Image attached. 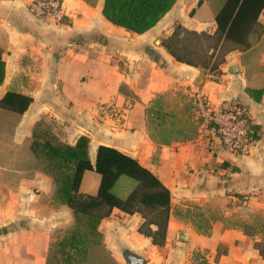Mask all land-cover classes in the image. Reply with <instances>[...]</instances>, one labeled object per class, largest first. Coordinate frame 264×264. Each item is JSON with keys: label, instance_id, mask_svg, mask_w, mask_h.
Here are the masks:
<instances>
[{"label": "crops", "instance_id": "1", "mask_svg": "<svg viewBox=\"0 0 264 264\" xmlns=\"http://www.w3.org/2000/svg\"><path fill=\"white\" fill-rule=\"evenodd\" d=\"M31 1L0 0V48L6 62L0 99L9 90L32 97L8 139L0 138V264H47L56 229L75 226L53 176L32 166L24 151L38 123L65 143L88 136L92 162L100 144L119 149L170 190L162 245L140 231L145 221L140 212L115 207L101 220L104 247L120 264H127L129 254L144 257V264H189L199 250L209 264H264V91L260 101L247 92L249 87L264 89V50L256 74L240 49L225 55L218 73L176 60L162 39L177 24L199 32L216 29L205 0H177L142 34L110 22L103 15L104 0H63L60 21L34 16L28 10ZM259 20L264 25V9ZM199 96L213 109L227 103L246 110L253 129L247 152L225 149L216 132L200 126ZM158 97L170 122L181 129L176 137L162 131L169 119L159 125L146 118ZM5 112L0 107V117ZM99 184L100 174L86 170L79 190L96 194ZM193 205L219 210L208 234L196 227L200 222L188 210Z\"/></svg>", "mask_w": 264, "mask_h": 264}, {"label": "trees", "instance_id": "2", "mask_svg": "<svg viewBox=\"0 0 264 264\" xmlns=\"http://www.w3.org/2000/svg\"><path fill=\"white\" fill-rule=\"evenodd\" d=\"M210 6L216 29L213 33L196 31L177 24L173 33L162 39V45L178 61L219 72V64L233 49L244 52L242 60L252 61L253 72L258 54L264 50V34L259 20L264 0H205ZM177 0H104L103 15L113 24L137 34L154 27L175 5ZM203 2L200 0L199 3ZM184 31L186 36L181 37ZM192 38V39H191ZM196 40V41H195ZM208 43L205 48L204 44ZM231 44L220 60L213 58L217 50ZM255 60V61H254ZM260 72V71H259ZM6 62L0 48V85L4 82ZM263 87L247 88V92L260 101ZM32 97L9 90L0 99V107L16 118L28 109ZM171 115L164 111L159 97L146 110L150 123L166 124ZM15 121V122H16ZM165 133L176 137L171 119ZM34 129L27 151L32 160L42 157L45 169L54 178L57 196L67 204L75 216V226L68 236L50 247L47 264H120L106 250L98 227L101 220L117 207L127 213L140 212L145 218L140 231L156 244H164L171 208L170 190L136 158L119 149L100 144L94 162L89 156V137L81 135L75 144L61 141L56 135ZM47 137H46V136ZM46 137V138H44ZM95 170L100 174L96 194L80 192L83 173ZM157 229L154 231L151 225ZM210 231H205L208 234Z\"/></svg>", "mask_w": 264, "mask_h": 264}, {"label": "built area", "instance_id": "3", "mask_svg": "<svg viewBox=\"0 0 264 264\" xmlns=\"http://www.w3.org/2000/svg\"><path fill=\"white\" fill-rule=\"evenodd\" d=\"M28 10L38 18H51L60 21L64 14L63 0H32ZM217 79L218 75H210ZM196 118L202 128L216 132L225 149L235 153H245L250 145L252 121L244 108L237 104L223 103L213 109L204 96L196 99Z\"/></svg>", "mask_w": 264, "mask_h": 264}, {"label": "rangeland", "instance_id": "4", "mask_svg": "<svg viewBox=\"0 0 264 264\" xmlns=\"http://www.w3.org/2000/svg\"><path fill=\"white\" fill-rule=\"evenodd\" d=\"M262 29L264 31V25H262ZM204 31H206V30H204ZM180 36L181 37H184V36H186V33H184V31H182ZM204 47L207 48L208 47V43H205L204 44ZM230 48H232V45L231 44H227L224 47H221L219 50L216 51L215 56H214V58L212 60H220L222 58V56L224 55V52L226 50L230 49ZM230 51H232V50H230ZM230 51H228V52H230ZM195 107H196V103H195ZM1 115H3V117H0V138H1V140L6 141L8 139V135L10 133H12V127H14L16 118H14L12 116H9L6 113H3ZM169 122H170V119H169ZM152 125H154V124H152ZM35 129H37V132L39 131V133H41V132L42 133H45V132H47L46 130H48L50 128L42 125L41 123H38L36 125V128ZM50 134H54V133L51 131L48 134V136H50ZM46 137H44V138H46ZM2 149H6V151H10L11 150L10 149V146H8V145L2 146ZM26 149H28V148H25L24 151ZM24 153L27 156L28 153L27 152H24ZM27 159H28V156H27ZM30 162H31L32 166H34L36 168L45 169V163L43 162L42 157L37 158L36 160H32V158H31V161ZM188 210H189V212H192L193 215H196V218L200 222V225L198 223L196 227H198L201 230H205V231H207L208 229H210L209 222H210L211 217H214V214H216L217 212H219L218 209L209 207L208 205H204V206L193 205L192 208H189ZM239 214H244V212L240 211ZM190 216L191 215L189 213L186 216V218H190ZM256 219H260V221H261L262 220V216L261 215H257L256 216ZM72 230H73V227H71V228L70 227H67V228L66 227L65 228L62 227V228L56 229V231L54 232V237H53V240H52V245L53 246H56V244L59 243L62 240V238L68 236L69 233ZM261 246L264 247V242L263 241H262ZM189 264H209V263H207L206 253H204V251H202V250L196 251L192 255L191 261H190Z\"/></svg>", "mask_w": 264, "mask_h": 264}, {"label": "water", "instance_id": "5", "mask_svg": "<svg viewBox=\"0 0 264 264\" xmlns=\"http://www.w3.org/2000/svg\"><path fill=\"white\" fill-rule=\"evenodd\" d=\"M181 238H183L182 235ZM127 261V264H144L145 258L136 254H129L127 256Z\"/></svg>", "mask_w": 264, "mask_h": 264}]
</instances>
